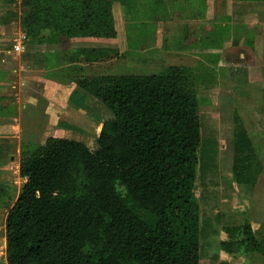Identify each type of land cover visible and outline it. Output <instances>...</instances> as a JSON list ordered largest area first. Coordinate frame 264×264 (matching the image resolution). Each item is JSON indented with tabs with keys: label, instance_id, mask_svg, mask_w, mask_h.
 <instances>
[{
	"label": "trees",
	"instance_id": "1",
	"mask_svg": "<svg viewBox=\"0 0 264 264\" xmlns=\"http://www.w3.org/2000/svg\"><path fill=\"white\" fill-rule=\"evenodd\" d=\"M23 4L26 32L50 31L41 41L100 36L105 29L114 35L108 0ZM182 73L171 67L160 74L76 77L113 118L104 122L95 149L51 136L22 150L26 181L6 215L7 264H199L201 209L194 188L201 124ZM234 134L232 169L241 182L256 153L245 127ZM245 175L253 183L258 173ZM225 230L231 235L222 242L226 251H260L264 262V241L249 222Z\"/></svg>",
	"mask_w": 264,
	"mask_h": 264
},
{
	"label": "rangeland",
	"instance_id": "2",
	"mask_svg": "<svg viewBox=\"0 0 264 264\" xmlns=\"http://www.w3.org/2000/svg\"><path fill=\"white\" fill-rule=\"evenodd\" d=\"M108 1V20L112 21L114 35L109 36L105 29L100 36L82 33L72 37L64 34L54 36L51 40L63 44L64 49L54 52V57L35 53V58H39L45 70L40 73L50 75V80L58 82L57 86L64 82L72 87L71 80L75 76L160 74L171 67H180L182 74L188 76L185 88L192 91L199 104L201 142L194 191L201 207L200 237L231 239L225 227L232 226L233 222L239 223L240 219L243 223H250L249 216L252 214L256 218L254 227L257 228L264 213V83L257 80L258 74L249 77L243 72L237 55L225 52L228 51L226 48L234 50L242 42H250L264 29V20L260 21L258 15L260 9L264 11V0ZM23 2L0 0L1 52L7 48L12 50L14 37L19 31L27 33L22 25V15L28 7ZM40 30L33 36L27 33L26 50L15 53L19 57L5 63L15 73L1 77L0 105L1 102H8L7 109L10 111L13 109L12 101L5 99L8 98V89L11 88L13 95V92L24 93L30 88L26 86L24 89L27 84L22 83L17 75L19 59L21 61L25 57L21 58V55L28 52L27 44L34 45L41 41V36H50L49 29ZM70 38L74 41L70 42ZM51 40L42 42L50 43ZM226 58L237 63L230 67ZM85 95L89 99V113L84 112L85 115L81 116L82 112L75 110L78 108L76 101H66L69 112L64 115L72 112L79 117H72L77 122H72L71 129L61 123L59 133L84 137L90 143L94 142V134H100L104 122L113 118V113L91 94L85 92ZM235 115L239 119L237 122ZM64 119L62 117L63 122ZM28 121H25L26 125L24 123L26 132H30L28 140L23 138L24 151L45 143L47 139L44 138L49 134L43 131L42 125L37 130L36 126L28 125ZM239 126L248 130L255 148L253 165H249L251 172L258 173L253 183L245 182L248 177L245 174L250 170H246L245 174L242 170L239 182L232 169L236 155L233 137ZM13 200L14 194L8 198L9 204L5 203L6 208ZM0 215L2 231L4 216ZM255 232L259 239H264L260 229H255ZM211 247V244L208 245L205 251ZM5 249L6 241L0 239V264L6 263Z\"/></svg>",
	"mask_w": 264,
	"mask_h": 264
},
{
	"label": "crops",
	"instance_id": "3",
	"mask_svg": "<svg viewBox=\"0 0 264 264\" xmlns=\"http://www.w3.org/2000/svg\"><path fill=\"white\" fill-rule=\"evenodd\" d=\"M258 15L259 20L263 21L264 11L262 9L258 11ZM1 29L2 26H0V31ZM69 40L70 42L74 41L73 38H70ZM62 45L63 44L58 43L56 40H51L50 43L39 41L30 46L27 44L28 52L21 55V58L25 56L21 61L19 59V62L21 63L18 62L19 71L17 75L22 83L27 84L23 86L24 89L26 86H30V90H25L24 93L13 92L12 95L11 88H9V93L7 94L8 98L5 99H11L13 109L11 111L10 109H7L8 102L5 100V102H1L0 105V214L4 216L3 230L1 231L0 229V239H4V242L6 241L5 221L7 212L15 202L22 185L26 181V177H23L20 174L22 142L23 138L28 140L30 133H27V128H24L25 121L29 120L28 125L36 126L37 130L38 127L42 125L43 131L49 133L44 140L51 136L75 138L84 141L90 148H97L96 139L99 133L97 135L94 134V142L90 141V143H88L84 137L68 136L65 132L63 134L59 133V130H61V127H59L61 126V123L66 125L67 129H71L70 127L73 125L72 122H77V120L72 117H79L72 112L64 115L66 112H69V107H66V101L69 100L73 102L75 100L78 104V108L74 107L75 110H78L77 112H82L81 116H84V112L86 114L89 113L87 110L89 99L86 97L85 92L90 94L87 90L77 84L76 76L72 79L73 81L71 80L72 87H70V84L67 86L64 82L57 86L58 82L54 83L53 80H50V75L45 76L40 73L44 69H42L41 61L39 58H35L34 54L43 55L44 57H54V52L64 49ZM226 50L228 51H226L225 54L229 53L237 55V58L241 61L240 67L245 74L247 73L249 77H254L258 74L259 77L257 80L264 83V29L260 30L250 42H242L237 46V49L230 50L226 48ZM0 55L1 83V77L4 76L6 78L10 76V74L12 75V73H15L14 71L12 72L9 70L5 63L12 62L11 59H16L19 56L17 57L10 48L5 49L3 52L0 51ZM30 55L32 57H30ZM226 59L228 61L230 60L229 58ZM236 63L229 61V66H234ZM6 67L7 70H5ZM37 86H40V88H37ZM94 98L100 102L99 99L96 97ZM98 107L100 108V105H98ZM62 117H65L64 122L62 121ZM44 127L47 129L45 128V130ZM40 144H42V142ZM13 194L14 200L11 202V205L6 208L7 205L5 206V203L8 202L7 204H9L10 200L8 201V198L12 197ZM250 210L253 209L250 208ZM262 210H264V208ZM254 217V214H252L249 216V219L255 235L258 237L255 232V229L257 228L260 229L262 235H264V213H262L261 222L257 223V228L254 227L256 224V218ZM243 222L242 219H240L239 223L233 222L232 225H240ZM228 225H230V223ZM228 240L230 239H200L199 264H264L263 254L260 251H226L222 247V242ZM260 240L264 241V239ZM210 244L212 246L210 250L205 251V248ZM4 261H6V257Z\"/></svg>",
	"mask_w": 264,
	"mask_h": 264
},
{
	"label": "built area",
	"instance_id": "4",
	"mask_svg": "<svg viewBox=\"0 0 264 264\" xmlns=\"http://www.w3.org/2000/svg\"><path fill=\"white\" fill-rule=\"evenodd\" d=\"M27 33L19 31L17 35L14 37L12 51L16 54L22 53L26 50V42L28 40Z\"/></svg>",
	"mask_w": 264,
	"mask_h": 264
}]
</instances>
